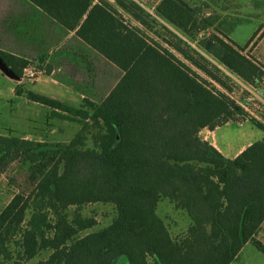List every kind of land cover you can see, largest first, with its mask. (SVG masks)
<instances>
[{
  "label": "rangeland",
  "instance_id": "374dc122",
  "mask_svg": "<svg viewBox=\"0 0 264 264\" xmlns=\"http://www.w3.org/2000/svg\"><path fill=\"white\" fill-rule=\"evenodd\" d=\"M106 1L148 38L146 51L127 72L102 57H90L69 39L63 47L67 50L72 45L65 51L71 57L61 55L49 77L39 66L48 56L44 43L55 39L52 27L42 22L21 27L17 41L12 39V25L0 23V49L27 54L45 51L29 60L28 66L39 71L33 78L0 69V134L58 145L60 155L48 172L63 178L85 199L74 202L52 186L48 176L29 181L28 162L18 158L0 167V211L14 194L24 198L0 234V264H98L104 257V264H118L121 254L132 264H156L147 253L133 249L127 237L120 239L115 226L128 230L143 210L144 216L128 234L148 243L156 254L168 251L174 242L204 247L206 237L211 240L208 248L218 246L220 251L221 224L194 222L191 215L203 213V208L200 204L187 207L184 199L189 195L183 189L193 181V197L201 201L200 196L213 189L204 178H212L222 189L234 187L240 194L237 178H228L231 167L220 165L211 151L232 161L252 144L264 141V129L251 120L264 126V95L215 61L199 41L210 33H221L244 47L257 29L264 31V0H185L214 19V28L191 37L156 15L160 0H124L150 16L148 26L133 20L115 0ZM257 36L243 52L264 66V33L260 39ZM173 37L217 66L226 86L212 81L170 47L167 42L176 41ZM45 80L75 87L97 109L83 104V99L79 104L65 102L89 111L87 120L70 119L27 100L25 90L36 91ZM203 80L212 82L243 113H237ZM44 91L57 96L52 88ZM168 174L174 176L167 179ZM229 191L232 196L233 189ZM228 196L220 197L221 216L240 210L235 203L229 208ZM242 197L252 199L250 188ZM253 237L264 244V218ZM169 256L179 258L168 254L166 261ZM229 264H264V256L247 240Z\"/></svg>",
  "mask_w": 264,
  "mask_h": 264
},
{
  "label": "trees",
  "instance_id": "16d2710c",
  "mask_svg": "<svg viewBox=\"0 0 264 264\" xmlns=\"http://www.w3.org/2000/svg\"><path fill=\"white\" fill-rule=\"evenodd\" d=\"M28 1L40 8L64 29L74 31L75 35L81 41L90 46L102 58L109 61L122 72L130 70L148 47V38L144 33L138 27L132 26L128 20H124L106 0H97L96 2L93 0ZM115 1L127 11L133 20L143 26L149 25L150 16L141 8L133 3L127 4L124 0ZM155 13L182 30L189 37L195 36L208 28H214V19L211 15L206 14L201 7L192 6L185 0H160L155 7ZM260 30L259 28L255 31L244 47H238L233 41L221 33H210L206 35L199 41V46L215 61L221 63L246 83L257 87L264 95V66L243 52L255 36L258 35V39L262 37L264 31L260 32ZM173 38L176 41L169 40L167 42L170 47L190 63L200 68L212 81L226 86L219 74L220 70L217 66L210 63L203 55L195 49L190 48L181 40L175 37ZM0 58L13 75L17 77L22 76L24 68L30 63L28 59L2 49H0ZM39 69L45 73H49L51 68L48 65L43 66L40 64ZM203 81L208 83L237 113H243V109L229 100L223 92L215 88L212 82H208L207 80ZM15 93L20 95L21 91L16 89ZM24 94L27 100L47 106L55 114L70 119H89V111L84 107H74L56 98L31 90H25ZM82 101L83 104L92 108V110L97 109L96 104L87 98H83ZM251 120L258 127L264 129L261 123L253 118ZM119 138L120 136L116 141H119ZM60 152L61 150L58 145L34 143L31 140L0 134L1 169H4L8 162L17 158L21 162H28L27 179L29 181H35L44 176H48L50 184L57 190L68 195L74 202L82 203L85 199L78 191L69 186L63 178L48 172L49 167L57 160ZM211 152L219 159L221 162L220 165L231 167L228 169V178H233L234 181L237 178L235 185L238 187L241 185L240 194L234 187L222 189L220 183L214 182L212 178H204V181L209 183L213 189L207 190L208 193L202 197L200 196L201 201L193 197L195 193H192L191 188L193 181L185 186L183 193L189 195L188 199L187 196L184 199L188 203L187 207L190 208L191 205L198 206L200 204L203 208V213L195 215L191 213L193 214L191 217L194 222L198 224L204 222L206 224L210 222L216 224L219 222L221 224L218 227L223 236L220 251H218V246L209 249L208 244L211 243V240L206 237L202 243L204 247L197 246L194 249L192 247L194 245L193 242H189L186 245L174 242L172 246H169L168 251L162 250V252H159V255L156 254L148 243L137 239L132 234H128V230L137 219L144 216L146 210L141 211L137 215L126 231L122 227L115 225L118 233L121 235L120 239L127 237L133 245V249L147 253L153 258L156 264H229L234 259L241 245L247 240H250L254 247L264 256V244L253 237L260 222L264 218V141L252 144L232 161L224 159L215 150ZM225 174L226 170L220 176ZM173 176L174 174L168 176L167 179H171ZM247 188H250L253 194L252 199L248 198L247 200L242 197L244 190H247ZM230 189H233L232 196H230ZM198 190L196 184L195 191L198 192ZM223 195H229L227 197L229 208L233 207V203L238 204L237 207L240 208L238 213L240 211L242 215L235 212H230L229 214L227 212V215H220L219 207L222 206L221 198ZM23 202V195L16 193L0 211V234L20 210ZM245 208H249V211L245 210ZM211 209L213 210V215L211 214ZM215 239L213 240L218 242ZM168 254H174L179 258L172 259L169 256L170 261H166ZM120 257H122V260H119L118 264H132L124 254H121ZM104 259L98 264H104Z\"/></svg>",
  "mask_w": 264,
  "mask_h": 264
},
{
  "label": "crops",
  "instance_id": "0c3cea01",
  "mask_svg": "<svg viewBox=\"0 0 264 264\" xmlns=\"http://www.w3.org/2000/svg\"><path fill=\"white\" fill-rule=\"evenodd\" d=\"M0 6H2V13L0 14V23H10L12 25L11 32H12V39L13 40H20V28L24 26H31L32 24H36L39 22H42V24H46L47 26H51L53 31L52 34L55 35V39L50 41L47 40L46 43H44L43 46L49 51H47L48 56L44 59H42L41 62L42 65L45 63V65L50 66V72L45 73L47 76H53V73L57 70V64L59 59L62 56H65L66 58L71 57V54H67L68 49H70L71 44L67 46V50L64 49L63 45H67V41L69 39H72V43L75 42L76 46H79L78 48L86 49V51L89 52V56L94 55L97 57V59H101V56L93 50L90 46L85 44L83 41H81L74 33V31H68L61 27L58 23L53 21L49 16H47L40 8L33 5L28 0H0ZM41 25V24H40ZM51 29V30H52ZM43 51H37L35 53H25L21 50L17 53H12L21 57H24L28 60H30L33 57L38 56L39 54H44ZM69 51V50H68ZM10 52V51H9ZM39 57V56H38ZM89 57V58H90ZM104 59V58H103ZM46 76V77H47ZM57 84H53V82L44 81L42 83H39V89H36L37 93H41L47 96L52 97V95L46 93V91L49 88H52V91L54 94H56V98L62 102H78V104L81 101H78L79 99L86 98L83 94H81L79 91L75 90V87L69 88L68 86H62L63 84L57 80L55 81ZM18 84V82H17ZM67 104V103H66ZM70 105V104H69Z\"/></svg>",
  "mask_w": 264,
  "mask_h": 264
},
{
  "label": "built area",
  "instance_id": "2783aa9c",
  "mask_svg": "<svg viewBox=\"0 0 264 264\" xmlns=\"http://www.w3.org/2000/svg\"><path fill=\"white\" fill-rule=\"evenodd\" d=\"M39 71H37V70H35L33 67H31V66H27L26 68H24V70H23V74L25 75V76H27V77H29V78H33V77H35V75H37V73H38ZM261 106L259 105V108H260ZM246 111H248L249 113H251L248 109L246 110Z\"/></svg>",
  "mask_w": 264,
  "mask_h": 264
},
{
  "label": "water",
  "instance_id": "95a60500",
  "mask_svg": "<svg viewBox=\"0 0 264 264\" xmlns=\"http://www.w3.org/2000/svg\"><path fill=\"white\" fill-rule=\"evenodd\" d=\"M0 69L5 72V73H8V74H13L9 68L6 66V64L3 62V60L0 58Z\"/></svg>",
  "mask_w": 264,
  "mask_h": 264
}]
</instances>
